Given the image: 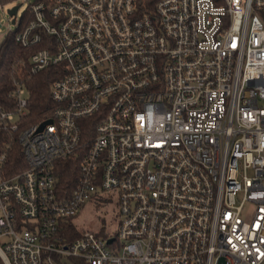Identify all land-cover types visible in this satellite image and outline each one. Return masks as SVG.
<instances>
[{
	"label": "built area",
	"instance_id": "1",
	"mask_svg": "<svg viewBox=\"0 0 264 264\" xmlns=\"http://www.w3.org/2000/svg\"><path fill=\"white\" fill-rule=\"evenodd\" d=\"M29 9L17 40L48 36L30 73L64 67L53 115L19 134L24 169L0 172V264H264V0ZM10 95L15 130L29 97L18 81ZM113 197L115 232L79 229L84 204Z\"/></svg>",
	"mask_w": 264,
	"mask_h": 264
},
{
	"label": "trees",
	"instance_id": "2",
	"mask_svg": "<svg viewBox=\"0 0 264 264\" xmlns=\"http://www.w3.org/2000/svg\"><path fill=\"white\" fill-rule=\"evenodd\" d=\"M146 1L152 7L157 0ZM30 18L31 12L28 9L17 26L18 33L26 28ZM47 39L48 36L43 35L42 42L24 46L14 35L6 37L0 44V112L15 109L16 102L10 93L15 89L16 81L23 83L29 97L28 112L19 119L18 129L13 130L9 125L8 127L0 125V156L6 155L4 161H0V172L4 175L12 174L25 167L19 142L21 130L25 126L51 117L56 108V102L51 96V88L53 82L62 76L64 63L49 65L35 73L29 71L31 54L45 47ZM77 168L78 160L73 158L66 160L59 167L57 176L64 188L73 187L77 177ZM79 234L80 230L72 223L69 237L75 238ZM76 261L78 264H83L78 259Z\"/></svg>",
	"mask_w": 264,
	"mask_h": 264
},
{
	"label": "rangeland",
	"instance_id": "3",
	"mask_svg": "<svg viewBox=\"0 0 264 264\" xmlns=\"http://www.w3.org/2000/svg\"><path fill=\"white\" fill-rule=\"evenodd\" d=\"M34 0H7L0 1V18L2 26L0 27V44L6 37H12L18 34L17 26L28 11L30 3ZM3 6H2V5ZM21 4L17 14L16 22L13 23L12 16L8 13V8L13 5ZM1 61V57H0ZM75 221L80 230H101L104 234L105 230L115 232L118 228L119 214L115 201V197L107 199L102 203L89 201L83 205ZM101 228V229H100ZM59 264H77L76 259H64Z\"/></svg>",
	"mask_w": 264,
	"mask_h": 264
},
{
	"label": "water",
	"instance_id": "4",
	"mask_svg": "<svg viewBox=\"0 0 264 264\" xmlns=\"http://www.w3.org/2000/svg\"><path fill=\"white\" fill-rule=\"evenodd\" d=\"M21 6V4H16L13 5L12 7L8 8V13L13 17L12 21L13 23L16 22V18H17V14H18V10L19 7ZM2 26V22H1V18H0V27ZM48 122V120L43 121L40 125V128H43V126ZM113 238H110L109 241H112Z\"/></svg>",
	"mask_w": 264,
	"mask_h": 264
}]
</instances>
